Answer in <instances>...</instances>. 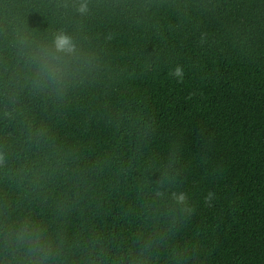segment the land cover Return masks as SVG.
<instances>
[{
	"label": "trees",
	"instance_id": "1",
	"mask_svg": "<svg viewBox=\"0 0 264 264\" xmlns=\"http://www.w3.org/2000/svg\"><path fill=\"white\" fill-rule=\"evenodd\" d=\"M78 3L0 0V264H264V0Z\"/></svg>",
	"mask_w": 264,
	"mask_h": 264
},
{
	"label": "clouds",
	"instance_id": "2",
	"mask_svg": "<svg viewBox=\"0 0 264 264\" xmlns=\"http://www.w3.org/2000/svg\"><path fill=\"white\" fill-rule=\"evenodd\" d=\"M72 6L75 7L76 14L87 15V0H79L78 4ZM21 43L24 42L21 41ZM79 54L78 44L73 36L62 29H57L52 33L50 40L40 41L34 47H30L28 52L21 53L35 69L33 86L37 89L52 87L57 91L63 87L68 70L71 64L78 59ZM172 75L178 81L183 80L182 68L176 67ZM172 198L177 204L187 206L186 193L174 192Z\"/></svg>",
	"mask_w": 264,
	"mask_h": 264
}]
</instances>
